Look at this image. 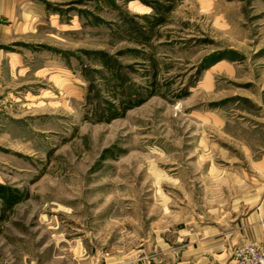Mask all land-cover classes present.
<instances>
[{
  "label": "rangeland",
  "instance_id": "1",
  "mask_svg": "<svg viewBox=\"0 0 264 264\" xmlns=\"http://www.w3.org/2000/svg\"><path fill=\"white\" fill-rule=\"evenodd\" d=\"M30 1L56 76L0 107V264H175L264 205V0Z\"/></svg>",
  "mask_w": 264,
  "mask_h": 264
},
{
  "label": "crops",
  "instance_id": "2",
  "mask_svg": "<svg viewBox=\"0 0 264 264\" xmlns=\"http://www.w3.org/2000/svg\"><path fill=\"white\" fill-rule=\"evenodd\" d=\"M55 19L54 14L47 13L35 1L0 0V107L3 100L20 88L31 87L41 79L55 81L54 54L37 46L13 49L16 43L38 45L41 30L46 29L48 36L51 30L53 35ZM242 206L238 204L234 209L240 210ZM240 213L229 218V230L223 237L216 239L217 235H210L202 240V245L189 239L188 246L177 253L175 264H224L231 257L233 247L246 242L264 248V205L246 216Z\"/></svg>",
  "mask_w": 264,
  "mask_h": 264
},
{
  "label": "trees",
  "instance_id": "3",
  "mask_svg": "<svg viewBox=\"0 0 264 264\" xmlns=\"http://www.w3.org/2000/svg\"><path fill=\"white\" fill-rule=\"evenodd\" d=\"M161 24L160 20H156L153 24H151V26L153 25H159ZM104 65L106 66H111L108 62L104 61L103 62ZM120 84V88H121V83H118ZM143 100L137 102V103H133L132 101H124L122 102V106H121V109H115V108H112V109H109L107 110L106 114L103 113L101 115H99V119L97 122H110L112 120H115V119H118V118H121L122 116H124V114L136 107V106H139L140 104H142ZM13 192L9 191L8 189H5L3 187H0V199H1V202L3 204V208L4 209H8L10 210L16 203H18V201L20 200L19 197L15 194H12Z\"/></svg>",
  "mask_w": 264,
  "mask_h": 264
},
{
  "label": "built area",
  "instance_id": "4",
  "mask_svg": "<svg viewBox=\"0 0 264 264\" xmlns=\"http://www.w3.org/2000/svg\"><path fill=\"white\" fill-rule=\"evenodd\" d=\"M228 264H264V248L246 242Z\"/></svg>",
  "mask_w": 264,
  "mask_h": 264
}]
</instances>
